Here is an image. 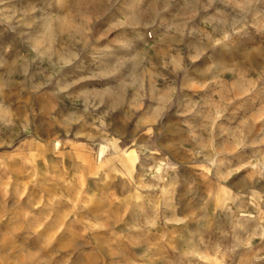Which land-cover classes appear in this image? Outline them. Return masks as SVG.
Here are the masks:
<instances>
[{
    "label": "rangeland",
    "instance_id": "obj_1",
    "mask_svg": "<svg viewBox=\"0 0 264 264\" xmlns=\"http://www.w3.org/2000/svg\"><path fill=\"white\" fill-rule=\"evenodd\" d=\"M0 264H264V0H0Z\"/></svg>",
    "mask_w": 264,
    "mask_h": 264
}]
</instances>
